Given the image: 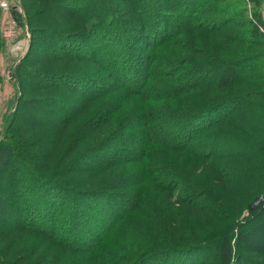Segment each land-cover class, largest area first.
<instances>
[{
    "label": "trees",
    "instance_id": "trees-1",
    "mask_svg": "<svg viewBox=\"0 0 264 264\" xmlns=\"http://www.w3.org/2000/svg\"><path fill=\"white\" fill-rule=\"evenodd\" d=\"M258 2L33 0L27 6L31 43L17 71L22 95L0 143V264H61L40 248L21 258L12 246L17 234L36 235L50 252L77 253L80 264H189L179 253L195 244L152 238L120 254L104 252L105 242L140 237L129 218L145 211L151 187L195 189L187 169L170 166V156L167 164L155 163L156 143L186 154L194 172L205 157L212 160L220 198L251 187L247 173L259 168L247 166L252 156L233 160L237 149L228 156L223 148L230 141L264 144V21L247 12ZM4 47L0 32V59ZM166 121L173 125L163 132ZM225 165L245 171L230 179ZM119 172L129 178L123 189L111 180ZM235 226L213 241L219 264H262L237 250Z\"/></svg>",
    "mask_w": 264,
    "mask_h": 264
},
{
    "label": "rangeland",
    "instance_id": "rangeland-1",
    "mask_svg": "<svg viewBox=\"0 0 264 264\" xmlns=\"http://www.w3.org/2000/svg\"><path fill=\"white\" fill-rule=\"evenodd\" d=\"M21 2H23V0ZM32 3L33 0H24L25 7L23 5V12L25 18L20 20L21 22L19 21L20 35L18 40L6 42L2 38L5 47L0 59V143L6 132H8L9 124L11 122V117L9 115L16 110L19 98L22 95L21 80L23 75L21 76L17 71L22 59L26 56L31 43V30L27 20V16H29L27 13V6ZM127 8V10H129L130 7ZM255 11H257L264 21V0H259L257 5L250 4L247 6L248 14ZM0 12L1 32L2 26L9 21V15L1 8ZM230 28L232 31L235 30L233 25H230ZM189 40L192 41L190 42L191 46H196L193 42V33L190 34ZM214 44L215 43L209 44V42H206V47H213ZM260 48L264 50V45ZM164 51H166V49ZM170 51H172V49ZM17 63L18 65L15 69L17 77L16 81H14L15 78L11 75V70H13ZM162 124L160 125V129H162L163 132L171 130V127H168L172 124V121L169 123L166 121L164 126ZM1 135H3L2 139ZM53 136L54 134L51 136L50 133L46 138L51 139ZM38 141L44 143L40 144L43 146H40V149L45 148V139H38ZM121 141L122 139H118L116 142ZM135 141H137V138L134 140V143ZM122 146L125 147L124 143ZM154 146H157L159 149V151L154 154L155 163L157 165L167 164L168 159L166 158H168L167 156H170L169 164L172 163L170 166L174 168V165H177L176 168L181 167V169H187L185 174L189 180L188 183L191 187H195V189L186 190L182 183L178 189H162L155 186L151 187L149 190L150 194L148 195L147 192L144 194L146 205L145 211L140 214L130 215L129 218V221L132 222V228L129 227L130 231L134 234L133 227H135V229L139 231L140 237L134 236L135 234H130L133 237V240H128L129 235L126 236V238L123 236V240H118V238L107 240L105 242L104 252L111 253L113 250V252L118 251L120 254L122 252L129 253L132 249H139L149 245L154 241L150 239L155 238V241L161 243L173 241L182 246L195 244V246L190 248L189 251H181L179 253L187 259L189 258V264H204V262H206V264H219V259L217 258L218 248L213 246L216 243L213 241H221L223 235H226L224 229L228 227V229H230L236 225L234 231L235 235L232 236V242L236 244L237 250H242V253L247 256L248 259L255 258L257 263L260 262L264 264V203L255 208L256 210L257 208H260L256 215L249 216V211H244L246 205L251 199L255 195L262 193L264 190V170H260V168L264 169L262 167L264 166V144L262 145V148L261 145L260 147L255 146L254 148H246L247 146H244L240 141H230V145L223 148L225 151L230 150L228 156L237 149L236 154L231 157L233 160H241L244 162L245 159L243 158H245V156H252L251 159L249 158L250 165L247 166L250 168H252V166L256 168L259 167L257 169L258 172L252 170L247 173V178H250V181L253 182L251 187L248 189L238 188V190L231 188L229 194H223V196L226 195L224 198L219 197V194L223 192L218 191L217 188L214 187L216 186V182L213 180L212 176H215V174H213V170L209 169V166L213 161L208 157H205L201 162V168L199 171L194 172L193 166L187 165L184 158L181 157L186 156V154H183L180 151L168 150L161 144L156 143ZM135 147H139V144ZM160 148L163 149V152L160 151ZM108 152L107 149L106 153ZM258 152H260L261 155H258ZM217 163H221V161L218 160ZM238 166L229 167V165H225L226 171L230 174V179L238 178L239 175L242 176V173L245 170H243L241 166L240 168ZM141 168L142 167L139 166L135 169L138 171L141 170ZM169 171L171 170H167L166 173ZM229 174L227 177H229ZM18 176H20L19 178L22 177L20 173H18ZM111 180L113 183L118 184L115 185L117 189H123L124 187L120 185H122L124 180H129V178L127 174L125 175L119 172L117 174L113 173ZM137 188H139L138 183L130 189L133 190ZM63 220L64 217H62L60 222H63ZM238 229L239 232L237 235ZM12 240H15V244H12V246L17 251L16 254L21 256V258L28 259L27 256H30L31 254L33 255L35 249L40 248V252L43 253L47 259H61L57 260L61 264H80L79 254L73 253V255H68L64 252L62 254L58 248L59 251L55 248L50 252L48 248L49 246L47 244H42V239L36 235L26 234L19 237V234H17L12 237ZM225 240L229 241L230 239L226 238ZM197 258H199V263L194 262ZM203 259L204 262L202 261ZM52 264L57 263L53 262Z\"/></svg>",
    "mask_w": 264,
    "mask_h": 264
},
{
    "label": "built area",
    "instance_id": "built-area-1",
    "mask_svg": "<svg viewBox=\"0 0 264 264\" xmlns=\"http://www.w3.org/2000/svg\"><path fill=\"white\" fill-rule=\"evenodd\" d=\"M0 8L9 15V21L1 28V36L3 40L6 42L18 40L20 35L19 21L25 18L21 0H0ZM18 63L15 64L13 70H11V75L15 78V80L13 79L14 81H16L17 77L15 69ZM2 138L3 135H1V139Z\"/></svg>",
    "mask_w": 264,
    "mask_h": 264
},
{
    "label": "water",
    "instance_id": "water-1",
    "mask_svg": "<svg viewBox=\"0 0 264 264\" xmlns=\"http://www.w3.org/2000/svg\"><path fill=\"white\" fill-rule=\"evenodd\" d=\"M264 203V195L257 197L248 207V211L255 209L256 207L260 206Z\"/></svg>",
    "mask_w": 264,
    "mask_h": 264
}]
</instances>
